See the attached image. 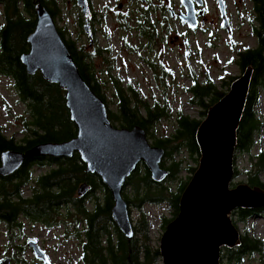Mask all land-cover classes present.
Returning a JSON list of instances; mask_svg holds the SVG:
<instances>
[{"label":"trees","instance_id":"1","mask_svg":"<svg viewBox=\"0 0 264 264\" xmlns=\"http://www.w3.org/2000/svg\"><path fill=\"white\" fill-rule=\"evenodd\" d=\"M251 1L257 21V24L253 25L256 46L242 52L238 62L242 69L252 65L253 89H250L238 130L236 151L248 154L252 159L256 134L263 124L254 107L258 100L256 88L264 87V0ZM38 3L45 5L55 20L58 18V0H0V75L11 79L18 100L28 106V116L23 118L25 129L22 142L7 137L0 130V163L1 154L6 150L26 151L40 143L70 140L77 134L76 125L71 120L66 105L65 91L58 84L45 80L40 72L29 74L21 61V56L30 48L27 38L36 24L35 6ZM80 25L83 26V18H80ZM142 25L145 26V22ZM58 29L83 78L109 106V117L113 125L129 129L136 126L143 128L154 140L153 146L166 150L162 166L169 171V175L165 181L155 182L148 168L141 164L144 166L142 173H139L142 167L139 165L128 178L123 196L130 206V213L132 214L131 207L138 208L139 213L134 225L135 235L130 240L113 221L114 199L110 190L100 177L86 171V165L78 153L71 158H27L16 173L0 177V223L11 232L23 228L22 219L53 229L64 224L68 226L62 219L71 218L74 221L72 225L75 226V235L81 240V259L84 264H158L157 261L162 259L160 247L151 243V225L144 212V205L148 203L169 207L173 217L168 219L163 215V229L178 216L181 195L199 165L201 153L196 134L202 121L178 112L177 129L172 138L156 137L155 127L164 118L171 116L166 109L168 107L161 106L158 102L152 105L131 84L123 85L122 80L114 76L111 77L112 85L109 90L112 97L109 99L105 92L108 82L99 81L96 76L93 67L94 55L86 50L85 44L81 45L77 40L68 37L66 30L59 25ZM106 36L110 37V34L107 33ZM149 40L148 46L151 48V38ZM97 50L94 52L96 56L111 54L107 48L99 47ZM147 62L155 69L154 60L148 59ZM164 74H167V71ZM235 79L236 77H233L229 83ZM192 81V85L187 87L191 93L189 101L192 105L206 109L207 111L202 110L201 113L207 116L208 109L226 93L217 89L209 75H206L203 82L194 75ZM110 106H114V109ZM182 150L195 161V166L188 165L184 158L176 159L175 155ZM257 160L258 163L254 164L257 170L250 174L249 184L264 189V182L259 179V174L264 171V154L257 155ZM35 168L45 170L36 175ZM183 170H187L191 175L183 179ZM173 182L176 183L174 188ZM82 183L90 185V191L83 197L77 192ZM24 187L30 188L31 191L27 197L23 195ZM128 188L132 191L131 195L127 193ZM234 214L238 220L246 222L256 216H264V208H239ZM12 236L13 241L14 235ZM241 241V245L236 248L222 249L221 264L224 259L239 264L246 256L258 254L263 257V240L247 233L241 236ZM22 251L23 248L18 247L13 257L19 258Z\"/></svg>","mask_w":264,"mask_h":264},{"label":"water","instance_id":"2","mask_svg":"<svg viewBox=\"0 0 264 264\" xmlns=\"http://www.w3.org/2000/svg\"><path fill=\"white\" fill-rule=\"evenodd\" d=\"M183 1L188 10L183 19L190 22L191 28H196V23L191 22L195 19L191 5L187 4L190 0ZM76 4L84 17V31L92 38L90 0H76ZM35 15L34 30L27 38L30 48L21 56V61L29 74L40 72L45 80L65 91L66 105L77 134L70 140L40 143L26 151H4L0 177L16 173L27 158H71L78 153L86 171L100 177L110 190L114 199L113 221L131 240L135 235L134 222L123 189L140 164L148 168L155 182L165 181L169 175L162 166L166 150L151 145L140 126L129 129L113 125L109 106L83 78L53 15L42 3L35 6ZM253 74L249 65L233 81L229 92L208 109L198 127L199 165L181 195L178 216L167 225L162 236L163 264H221L222 249L236 248L242 242L232 219L233 212L239 208H264L263 188L245 183L232 186L238 130ZM89 191L88 183H82L77 190L81 197ZM28 245L37 259L49 263L36 241L31 240ZM11 261L7 257L0 264Z\"/></svg>","mask_w":264,"mask_h":264},{"label":"rangeland","instance_id":"3","mask_svg":"<svg viewBox=\"0 0 264 264\" xmlns=\"http://www.w3.org/2000/svg\"><path fill=\"white\" fill-rule=\"evenodd\" d=\"M234 1V2H233ZM231 16V30H227L217 12L212 0H208L210 12L208 13V25L205 29L198 31H188V28L178 21H172V31H159V38L151 48H147L148 41L141 39L138 35L137 22L129 19L131 30L122 31L112 15H108L103 22L98 23V48H107L109 55L96 56L98 51L90 47L88 34L80 25V12L76 0H58L60 12L56 19L57 24L66 30L68 37L77 40L79 44H85L86 50L94 55L93 67L99 81H107L106 95L110 99L112 93L109 87L112 85V76L122 80L123 85L131 84L137 89L146 100L154 105L158 102L161 106H167L170 112L169 118H164L156 127V137H171L176 133L177 114L182 112L191 118L203 121L207 111L198 105H192L189 101L191 93L187 87L192 85V77L197 76L203 82L206 75L213 80L217 89L229 92L233 77L240 75L237 62L239 54L256 46V37L253 25L257 24L253 3L250 0H227ZM97 10L100 12L105 5L115 8L114 0H94ZM137 6V5H136ZM135 6V7H136ZM128 9L135 8L127 6ZM2 8L0 7V23ZM126 10H123V13ZM167 22V21H166ZM109 33L110 37L106 34ZM123 35V40H122ZM178 35V41L172 42ZM154 60L155 69L151 68L147 60ZM107 59V60H106ZM232 60H236L232 62ZM109 61V62H108ZM167 71V74L164 72ZM229 83V84H227ZM257 103L254 111L263 124L256 134V145L253 148L252 159L248 154L236 151L234 166L237 175L234 177L232 186L238 184H249L251 173L257 170L254 166L258 163L257 155L264 154V87L256 88ZM28 106L18 100L16 90L12 81L8 77L0 75V130L7 137H13L16 141L22 142L24 137L23 118ZM113 110L114 106H110ZM148 136V140L153 145L154 140ZM176 159L184 158L188 165L195 166V161L191 160L188 153L182 150L175 155ZM165 159V157H164ZM199 164V163H198ZM141 165V164H140ZM142 173L143 165H141ZM45 169L35 168V174L39 175ZM191 175L187 170H183V179ZM259 179L264 182V171L259 174ZM250 185V184H249ZM176 187V183H172ZM30 188H23V195H30ZM127 193L131 195L130 188ZM132 208V218L134 224L139 215L138 208ZM144 212L150 222V238L154 246L160 247L163 229V215L168 219L173 217L172 211L166 205L145 204ZM234 224L239 229L241 236L249 233L264 242V216H256L242 222L237 219L234 212L232 214ZM23 220L21 230L8 232L5 225L0 223V259L12 257V264H45L37 259L33 249L28 245L31 240L37 241L38 245L45 252L48 264H84L82 257L81 240L75 235V226L71 218L62 219L68 223L62 227L49 229L39 223H31ZM11 233V234H10ZM14 239L12 241L11 237ZM22 247L20 257L14 258L13 253ZM17 249V250H16ZM15 251V252H14ZM222 256V255H221ZM223 261V259H221ZM163 264V260L157 261ZM223 264H236L224 259ZM239 264H264V255L258 254L246 256Z\"/></svg>","mask_w":264,"mask_h":264},{"label":"flooded vegetation","instance_id":"4","mask_svg":"<svg viewBox=\"0 0 264 264\" xmlns=\"http://www.w3.org/2000/svg\"><path fill=\"white\" fill-rule=\"evenodd\" d=\"M214 3V7H216L217 12L222 20L223 26L227 30H231V16L229 12V6L227 0H212ZM236 1V0H235ZM240 0H237L239 3ZM251 1V0H250ZM234 2V1H233ZM252 2V1H251ZM115 8L111 7V5H105V7L99 12L94 4V0H90V5L92 8V17L90 18L91 29L93 37L90 39V47L93 49H98V33L99 28L98 23L104 25V21L108 15H112L117 23L118 27L122 33L123 29L131 30L132 27L129 24V19L131 17H135L133 20L137 22L138 26V35L141 39H146L150 41L151 38V46L154 45V42L159 38V31L164 30L172 31V21H178L188 28V31H198L200 29H205L208 25V13L210 12V8L208 6V0H190V3H187L190 6L193 16H195L194 21L191 20L192 23H196V28L190 27V22L185 21L183 19L184 15L188 14V10L183 0H114ZM136 7L133 9H128L127 6ZM80 9V8H79ZM123 10L126 12L123 13ZM81 12V9H80ZM264 13V12H263ZM226 20V21H225ZM167 21V22H166ZM145 22V26L142 23ZM227 23L228 26H225L224 23ZM84 19H83V27H84ZM142 25V26H141ZM129 28V29H128ZM179 36L176 35L172 42L178 41ZM123 40V35H122ZM149 48L148 44L146 46ZM95 54V53H94ZM240 57V54H239ZM236 60H232L235 62ZM237 62L238 69L240 70V77L245 70L239 65ZM253 68V67H252ZM254 71V69H253ZM236 77V78H238ZM253 86L251 87V90ZM7 257L1 258V260ZM12 258V257H11ZM13 262V258H12ZM11 262V264H12Z\"/></svg>","mask_w":264,"mask_h":264},{"label":"bare ground","instance_id":"5","mask_svg":"<svg viewBox=\"0 0 264 264\" xmlns=\"http://www.w3.org/2000/svg\"><path fill=\"white\" fill-rule=\"evenodd\" d=\"M252 85V84H251ZM251 89V88H250Z\"/></svg>","mask_w":264,"mask_h":264}]
</instances>
